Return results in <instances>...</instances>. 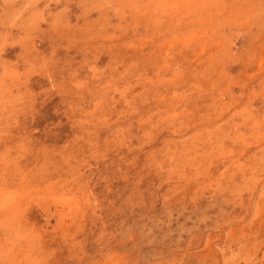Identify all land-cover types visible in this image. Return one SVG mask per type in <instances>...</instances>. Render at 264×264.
<instances>
[{"label": "rangeland", "instance_id": "rangeland-1", "mask_svg": "<svg viewBox=\"0 0 264 264\" xmlns=\"http://www.w3.org/2000/svg\"><path fill=\"white\" fill-rule=\"evenodd\" d=\"M176 263L264 264V0H0V264Z\"/></svg>", "mask_w": 264, "mask_h": 264}, {"label": "bare ground", "instance_id": "bare-ground-1", "mask_svg": "<svg viewBox=\"0 0 264 264\" xmlns=\"http://www.w3.org/2000/svg\"><path fill=\"white\" fill-rule=\"evenodd\" d=\"M137 36V35H136ZM109 38H111V37H109ZM149 39V38H148ZM129 40V39H128ZM114 43V42H113ZM58 44V43H57ZM82 45V44H81ZM86 45V44H85ZM94 45V44H93ZM128 49V48H127ZM152 50V49H151ZM145 51V50H144ZM145 58V57H144ZM161 58V57H160ZM148 59V58H147ZM164 61V60H163ZM135 64V63H134ZM171 64V63H170ZM78 65V64H77ZM93 65V64H92ZM116 65H118V64H116ZM74 67V66H73ZM119 70V69H118ZM104 75V74H103ZM96 76V75H95ZM118 76V75H117ZM111 82V81H110ZM108 83V82H107ZM118 89H119V87H117ZM138 88V87H137ZM137 90H139V88L137 89ZM176 91V90H175ZM119 92V91H118ZM134 93H135V91H134ZM175 94V93H174ZM126 95V94H125ZM103 96V95H102ZM128 98H131V96L129 97L128 96ZM127 99V98H126ZM149 99V98H148ZM133 100V99H132ZM97 101V100H96ZM98 102V101H97ZM129 102V101H128ZM155 102V101H154ZM102 104V103H101ZM129 105H131V104H129ZM136 108V107H135ZM136 110V109H135ZM151 111H152V109H151ZM182 111V110H181ZM108 113V112H107ZM116 113V112H115ZM125 113V112H124ZM254 113V112H253ZM151 114V113H150ZM114 116V115H113ZM164 116V115H163ZM114 117H116V116H114ZM121 117H122V115H121ZM95 118V117H94ZM121 119V118H120ZM257 119V118H256ZM110 120H112V118L110 119ZM133 121V120H132ZM109 122V121H108ZM134 122V121H133ZM96 123V122H95ZM174 123V122H173ZM89 125V124H88ZM125 125V124H124ZM189 125V124H188ZM192 125V124H191ZM96 126V125H95ZM236 126V125H235ZM122 127V126H121ZM179 128V127H178ZM210 128V127H209ZM175 129V128H174ZM145 132V131H144ZM159 132V131H158ZM201 132V131H200ZM75 134H78V133H75ZM167 137V136H166ZM169 137V136H168ZM92 138H93V136H92ZM128 143V142H127ZM129 144V143H128ZM95 149V148H94ZM93 149V150H94ZM106 157V156H105ZM130 160V159H129ZM211 161V160H210ZM182 163V162H181ZM186 163V162H185ZM93 164V163H92ZM100 165V164H99ZM94 166V165H93ZM104 166V165H103ZM88 169V168H87ZM125 171V170H124ZM69 178V177H68ZM92 180H94V178L92 179ZM138 180V179H137ZM154 180V179H153ZM155 182V181H154ZM99 183V182H98ZM238 183V182H237ZM106 184V183H105ZM18 186V185H17ZM96 191V190H95ZM119 193V192H118ZM161 193V192H160ZM7 198V197H6ZM65 198V197H64ZM119 200V199H118ZM15 201V200H14ZM13 201V202H14ZM3 202V201H2ZM10 203V202H9ZM1 206H3L4 207V204L3 205H1ZM11 206V205H10ZM24 206V205H23ZM18 208V207H17ZM22 209V208H21ZM138 209V208H137ZM188 209V208H187ZM5 210V209H4ZM13 211H15V210H13ZM98 211V210H97ZM111 211V210H110ZM190 211V210H189ZM127 212V211H126ZM16 213V212H15ZM97 213V212H96ZM7 215V214H6ZM5 215V216H6ZM10 215H12V214H10ZM12 217H15V216H12ZM117 217H119V216H117ZM12 219V218H11ZM16 220V219H15ZM130 221V220H129ZM149 221V220H148ZM20 223V222H19ZM68 223V222H67ZM123 224H124V222H123ZM123 224H122V226H123ZM24 225V224H23ZM26 227V226H25ZM143 229H145V228H143ZM161 231V230H160ZM159 231V232H160ZM29 232V231H28ZM150 232V231H149ZM153 232V231H152ZM149 234V233H148ZM158 234V233H157ZM22 236V235H21ZM25 236H26V234H25ZM66 237V236H65ZM131 237V236H130ZM207 238H209V237H207ZM155 240V239H154ZM163 241V240H162ZM15 243V242H14ZM208 243V242H207ZM128 244V243H127ZM172 244V243H171ZM39 245V244H38ZM150 245H151V243H150ZM154 245V244H153ZM15 246H16V243H15ZM144 247V246H143ZM105 248V247H104ZM14 251V250H13ZM28 254L30 253V252H27ZM115 253V252H114ZM25 254H26V252H25ZM228 255V254H227ZM23 257V256H22ZM11 258V257H10ZM12 259V258H11ZM216 259V258H215ZM237 262V261H236ZM114 263V262H113ZM175 263V262H174ZM177 264V263H176ZM242 264V263H241Z\"/></svg>", "mask_w": 264, "mask_h": 264}]
</instances>
